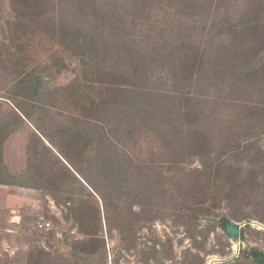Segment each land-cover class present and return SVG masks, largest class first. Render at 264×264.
<instances>
[{"label":"rangeland","instance_id":"1","mask_svg":"<svg viewBox=\"0 0 264 264\" xmlns=\"http://www.w3.org/2000/svg\"><path fill=\"white\" fill-rule=\"evenodd\" d=\"M25 1L0 0V264H27L30 245L50 264H264V229L243 224H264V4ZM218 15L239 40L173 80L179 35ZM83 218L101 220L105 254L72 248Z\"/></svg>","mask_w":264,"mask_h":264},{"label":"trees","instance_id":"2","mask_svg":"<svg viewBox=\"0 0 264 264\" xmlns=\"http://www.w3.org/2000/svg\"><path fill=\"white\" fill-rule=\"evenodd\" d=\"M148 1V0H146ZM215 1H221V0H215ZM190 2V3H189ZM214 2V1H213ZM251 3H253L254 5L252 6V9L255 11L261 8H263L262 4H264V0H250ZM208 1L206 2V0H186L185 3L183 5L188 6V4L191 7H189L191 9V13H197L198 11H201L203 9H205V6L207 5ZM26 5L27 7V3L25 0H23L22 5H20L22 7H24ZM250 5V3L248 4ZM18 15V14H17ZM19 16V15H18ZM16 18H18L16 16ZM22 18V19H21ZM208 19H205L204 24L201 28H205L207 29L206 31H203L199 36L195 37V38H188L185 37V34L183 35H179V43L176 46V52H169L167 54L169 60L170 58L173 56V67L170 68L169 72H172L171 74H173L172 79L173 80H178L181 76L183 75H187L188 77L193 75L194 72V67L197 63V59L200 58L202 56H205V53L208 54L210 53L213 49L214 51L218 50L220 47H224L226 43L228 42H236L239 40L240 37V31L238 32L235 24L230 25L228 23V21L226 19L223 20V18L220 17V15L216 16V17H207ZM211 18V19H210ZM24 20V21H23ZM17 24L20 27L26 26V24H28L27 19L20 17V19L18 18L16 20ZM195 23H193L192 25L188 26V28H197V23L196 21H194ZM228 28V31L226 32H236L237 31V35H232L229 36L226 39H214L215 36H212V30L213 28H218L219 30H222L223 28ZM223 31H220L219 34H221ZM204 34V35H203ZM245 37V36H244ZM215 41L217 43H215ZM186 42H188L189 44H187ZM215 43V44H214ZM162 56L164 57L165 54L162 53ZM226 56V53H225ZM168 60V61H169ZM20 83V82H17ZM16 83V84H17ZM167 96V95H165ZM80 97L82 98V95H80ZM171 97V96H169ZM189 99V98H187ZM150 105V104H149ZM180 106V105H179ZM144 110V109H142ZM146 110V109H145ZM147 111H152L153 109H148ZM160 109H157V112H159ZM168 113H170L171 111L169 110H165ZM179 111V112H178ZM178 111L176 112H172L174 115H176V117H180L182 115H187L189 112V107L188 105L185 106H180L178 108ZM150 112V113H152ZM148 113V112H147ZM17 118H20L19 115L15 114ZM166 120V124L169 122H172L171 119H165ZM174 120V119H173ZM3 132V131H2ZM0 134V173H4V171L6 170V166L3 164V157H2V144H3V138H4V133H6L5 131ZM186 132L190 135L191 131L189 128L186 129ZM184 132L182 131L181 134H183ZM0 183H9L6 179H3L0 177ZM97 190V195L100 199H102V201L105 203V199L102 193H100ZM81 205V204H80ZM86 206L83 205L82 210L85 209ZM69 211L71 213H77V208H70ZM97 212V219H98V209H95V213ZM86 213H89V210L86 211ZM92 216L94 217V212L92 213ZM96 218V215H95ZM99 218H100V214H99ZM84 220L80 219L77 220L75 219V223L78 225H81L83 231L82 233L85 235V238H80L76 241H74V243L72 244V248L77 249V247H79V250H81V253H84L85 259L88 258V255L90 254H94V252L96 251V249H99V251L102 254L106 253V242H105V238L103 236H101V230H102V225H101V220H97V222L93 221V223L91 224V227H85L86 224H84ZM229 223L227 219H224V229H225V225ZM27 254V264H50L49 263V253L44 249V247H41L39 245H30L29 249L26 251Z\"/></svg>","mask_w":264,"mask_h":264},{"label":"water","instance_id":"3","mask_svg":"<svg viewBox=\"0 0 264 264\" xmlns=\"http://www.w3.org/2000/svg\"><path fill=\"white\" fill-rule=\"evenodd\" d=\"M243 224H251V225H253V224H259V225H264L263 223L257 222L255 220L245 221ZM239 225H240L239 223L233 222V221H231V222H229V223H227L225 225V231L230 235L232 241H235V236L239 234ZM235 243H238V242H235ZM237 252H238V245H237L236 251L233 254L225 257L223 260L231 259L232 257H234L237 254Z\"/></svg>","mask_w":264,"mask_h":264},{"label":"built area","instance_id":"4","mask_svg":"<svg viewBox=\"0 0 264 264\" xmlns=\"http://www.w3.org/2000/svg\"><path fill=\"white\" fill-rule=\"evenodd\" d=\"M51 222L44 218L43 215H38L34 224V228L38 230H47L50 228Z\"/></svg>","mask_w":264,"mask_h":264},{"label":"bare ground","instance_id":"5","mask_svg":"<svg viewBox=\"0 0 264 264\" xmlns=\"http://www.w3.org/2000/svg\"><path fill=\"white\" fill-rule=\"evenodd\" d=\"M254 225H257L259 228H263L264 229V225H259V224H254ZM236 249H237V244L235 243V247L233 248L234 252L236 251ZM218 261L217 260L216 261L211 260V261H208L206 264H214V262H218Z\"/></svg>","mask_w":264,"mask_h":264}]
</instances>
